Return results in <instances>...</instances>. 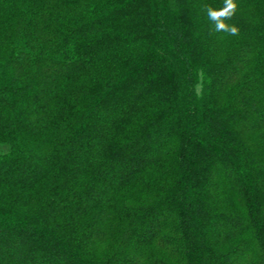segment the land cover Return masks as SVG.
I'll use <instances>...</instances> for the list:
<instances>
[{"label":"trees","instance_id":"trees-1","mask_svg":"<svg viewBox=\"0 0 264 264\" xmlns=\"http://www.w3.org/2000/svg\"><path fill=\"white\" fill-rule=\"evenodd\" d=\"M235 2L231 36L223 0H0V264H264V0Z\"/></svg>","mask_w":264,"mask_h":264},{"label":"clouds","instance_id":"clouds-1","mask_svg":"<svg viewBox=\"0 0 264 264\" xmlns=\"http://www.w3.org/2000/svg\"><path fill=\"white\" fill-rule=\"evenodd\" d=\"M238 5L235 0H223V7L215 9L210 5L204 6V11L209 21L214 25L213 31L226 32L231 36L238 35L239 28L227 21L232 20L236 14Z\"/></svg>","mask_w":264,"mask_h":264},{"label":"rangeland","instance_id":"rangeland-1","mask_svg":"<svg viewBox=\"0 0 264 264\" xmlns=\"http://www.w3.org/2000/svg\"><path fill=\"white\" fill-rule=\"evenodd\" d=\"M90 140V142H91V145L92 144H96L97 143V139L96 138H91V139H89ZM153 146H155V145H153ZM1 148V147H0ZM156 148V147H155ZM154 148V149H155ZM5 149V148H4ZM224 178H226V176H224ZM217 185V188H222L224 185H225V180H221V182L220 183H218V180H215V179H213V186H216ZM95 249H96V251H97V254H99L98 256H101L102 255V253L104 252V246L103 245H101V246H97V247H95ZM15 261H18V259H13V262H15Z\"/></svg>","mask_w":264,"mask_h":264}]
</instances>
